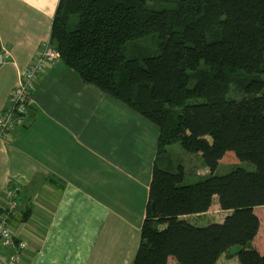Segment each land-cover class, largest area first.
Segmentation results:
<instances>
[{
	"label": "trees",
	"instance_id": "obj_1",
	"mask_svg": "<svg viewBox=\"0 0 264 264\" xmlns=\"http://www.w3.org/2000/svg\"><path fill=\"white\" fill-rule=\"evenodd\" d=\"M170 7L156 9L153 0H60L50 44L84 84L160 129L132 264H171V258L219 264L234 246L239 264H264L256 212L264 207V0H179ZM150 36L158 41L148 39L141 49L129 44ZM235 82L240 99L229 96ZM174 144L200 153L211 175L185 184L184 167L171 172L170 160L161 167ZM229 161L256 169L214 174ZM215 198L228 212L222 222L186 219L205 215ZM30 216L31 209L23 221Z\"/></svg>",
	"mask_w": 264,
	"mask_h": 264
},
{
	"label": "crops",
	"instance_id": "obj_2",
	"mask_svg": "<svg viewBox=\"0 0 264 264\" xmlns=\"http://www.w3.org/2000/svg\"><path fill=\"white\" fill-rule=\"evenodd\" d=\"M59 3L0 0V51L11 55L0 67V114L19 71L50 43ZM32 98L25 125L0 143V212L8 182L21 186L20 213L11 220L28 244L20 264H132L160 129L62 61L40 76Z\"/></svg>",
	"mask_w": 264,
	"mask_h": 264
},
{
	"label": "built area",
	"instance_id": "obj_3",
	"mask_svg": "<svg viewBox=\"0 0 264 264\" xmlns=\"http://www.w3.org/2000/svg\"><path fill=\"white\" fill-rule=\"evenodd\" d=\"M10 61V53L7 50L0 51V66ZM58 61H60L59 52L48 43L30 67L19 71L17 86L11 95L10 107L0 114V143L8 144L12 139L13 128L24 125L38 79L49 66ZM20 192L21 186L10 180L5 190L3 211L0 212V249H11L12 253L6 256L0 252V264H20L23 253L28 250V244L19 240L11 228V220L20 213L18 211L21 205Z\"/></svg>",
	"mask_w": 264,
	"mask_h": 264
},
{
	"label": "rangeland",
	"instance_id": "obj_4",
	"mask_svg": "<svg viewBox=\"0 0 264 264\" xmlns=\"http://www.w3.org/2000/svg\"><path fill=\"white\" fill-rule=\"evenodd\" d=\"M179 0H153V5H156V9H164V8H171L170 6H175L176 2ZM152 5V4H151ZM157 37L150 36L145 39L131 42L129 44L137 45L138 49L144 47L145 42L148 39ZM158 41V40H157ZM152 48H154V44H152ZM155 53V52H154ZM156 53H158V45L156 44ZM4 66V65H2ZM0 66V67H2ZM241 87L238 82H235L231 87L230 97L240 99L241 98ZM168 154H163L160 158V166L162 167L166 161H171V167L168 169L171 172H177L179 167L182 166L185 169V184H193L201 180L202 178L211 175V171L208 167L205 166L204 160L200 153H189L185 151L180 144H174L168 148ZM244 168L248 171H255L256 167L254 164L250 162H233L229 161L228 163L221 162L216 171L214 172L215 175H226L230 173L232 170L236 168ZM21 194V193H20ZM20 201H21V196ZM21 207V205H20ZM20 207L18 211H20ZM257 215L261 219V229L260 234L257 239V243H263L264 241V207H260L256 210ZM227 216V212L221 210L217 198L214 199L213 205L207 214L198 217H187L192 223H195L200 226H207L213 222H222L224 218ZM161 228H164L162 226ZM240 249L239 246H234L230 249L229 254L223 256L219 262V264H239L237 258L234 256L235 252Z\"/></svg>",
	"mask_w": 264,
	"mask_h": 264
}]
</instances>
